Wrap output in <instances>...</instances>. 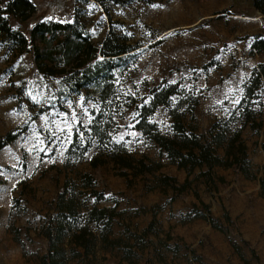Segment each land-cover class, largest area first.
<instances>
[{
    "label": "rangeland",
    "instance_id": "obj_1",
    "mask_svg": "<svg viewBox=\"0 0 264 264\" xmlns=\"http://www.w3.org/2000/svg\"><path fill=\"white\" fill-rule=\"evenodd\" d=\"M8 1L1 0V6ZM30 1L35 14L26 21L9 16L13 30L26 34L41 21L72 23L76 18L94 46L112 30L137 49L111 71V93L102 103L95 86L69 92L63 75L45 77L31 53H19L0 36V137L18 134L0 150V264H37L47 250L42 226L55 214L67 182L83 190L82 209L95 205L115 214L106 234L119 240L120 248L105 246L102 227L89 225L96 236L89 260L95 264H264V190L259 184L264 179V100L258 101L264 78L251 100L259 126L245 128L238 109L253 70L264 63V53L249 51L253 37L264 36V18L251 1ZM163 82L176 86L170 107L181 104L183 123L197 134H206L215 120L233 118L231 127L240 130L247 146V176L236 168L216 167L207 185L200 176L205 168L189 175L177 169L134 129L138 108ZM99 115L102 124H109L112 142L161 168L128 179L118 176L112 163L90 171L87 161L97 154L95 144L82 160L66 163L73 135L88 140L89 126ZM150 122L172 136L169 107L159 106ZM85 172L93 175L94 188L105 200L94 203L83 189ZM162 175L174 178L177 186L187 179L189 186L182 193L162 187ZM197 213L212 218L217 229Z\"/></svg>",
    "mask_w": 264,
    "mask_h": 264
},
{
    "label": "trees",
    "instance_id": "obj_2",
    "mask_svg": "<svg viewBox=\"0 0 264 264\" xmlns=\"http://www.w3.org/2000/svg\"><path fill=\"white\" fill-rule=\"evenodd\" d=\"M111 1L114 4L125 2ZM250 1L253 8L264 16V0ZM35 12L36 7L30 0H9L5 7L1 6L0 0V36L18 49L19 53H31L38 69L45 77L63 75L67 80L69 92L72 93H77L90 85L95 86L99 100L105 103L111 93V86L108 83L111 71L117 67L118 62L137 48H133L112 30L99 46H94L84 35L82 26L76 18L72 23L41 21L29 28L26 34L10 27L9 16L26 21ZM250 48V54L264 51V36L255 35ZM263 78L264 63L253 70L238 106L245 122H252L253 129L259 124L255 123L252 117L251 100L255 98ZM100 80L107 81L101 83ZM163 83L162 87L152 90L150 101L138 108L134 129L139 131L146 141L153 143L159 155H165L177 169H183L189 175L196 168L200 170L205 168V171L200 172V176L206 178L207 185L213 182L212 170L216 167L236 168L247 176V147L241 138L240 130H233L231 127L233 118L217 120L206 134H197L193 128H188L183 123V114L179 112L181 104L170 107L171 97L177 94L176 86ZM159 106L169 107L173 125L172 136L161 133L156 124L150 122L151 116ZM101 119L99 115L93 120L87 133L89 138L85 142L80 140L78 135H73L66 152V163L82 160L95 144L97 154L89 161L92 169L112 163L114 169L118 171L117 175L128 179L154 174L161 168L160 164H153L147 157L136 159L128 155L122 143L112 142L107 132L109 124H102ZM17 137L18 134L14 132H8L0 137V150L13 143ZM80 182L83 189L89 191L88 195L93 198L94 203L105 200L104 195L95 190L94 179L90 174H82ZM158 184L177 193L184 192L189 186L187 179L177 186L174 178L165 175L158 178ZM259 184L264 190V179H259ZM78 188L75 183L67 182L64 192L58 196L56 215L49 218L41 229V235L47 241V250L37 258V264H72L75 261L77 264H95L94 260H89L96 241L90 224L102 225L99 237L105 246L121 247L119 240L110 239L106 234L111 229L110 223L114 212L107 208H97L95 205L82 209L78 198L84 193ZM201 205L208 209L202 202ZM195 217L207 220L211 227L217 229L212 218H206L200 213Z\"/></svg>",
    "mask_w": 264,
    "mask_h": 264
},
{
    "label": "crops",
    "instance_id": "obj_3",
    "mask_svg": "<svg viewBox=\"0 0 264 264\" xmlns=\"http://www.w3.org/2000/svg\"><path fill=\"white\" fill-rule=\"evenodd\" d=\"M257 13L259 14V12L257 11ZM260 16V15H259ZM250 47H251V45H250ZM249 51H251V48L249 49ZM262 53H264V51H262L261 53H259V54H262ZM255 55H258V54H255ZM260 64H262V62L260 63ZM263 95V97L262 98H258V101H259V103L260 104H262V102L261 101H263L264 100V93L262 94ZM242 98H243V96H242ZM263 99V100H262ZM258 106H259V104H258ZM221 119H224V120H226V119H228V116H226V117H223V118H221ZM215 121H217V120H215ZM214 121V122H215ZM213 122V123H214ZM251 124H252V122L251 121H248V122H245V120H242V125L243 126H245V128H251ZM251 129H253V128H251ZM241 138H242V135H241ZM243 140V139H242ZM244 141V140H243ZM244 144H245V142H244ZM246 145V144H245ZM247 147V146H246ZM220 152L222 153V150H220ZM93 157V156H92ZM91 157V158H92ZM91 158L87 161L88 163V166H89V161L91 160ZM107 165V164H106ZM106 165H104V166H106ZM104 166H100V167H104ZM99 167H97L96 169H98ZM89 169H90V171H93V170H96V169H92L90 166H89ZM90 174L92 177H93V175L91 174V173H88V172H85V173H83V174ZM79 190V189H78ZM96 190V189H95ZM79 191H83L82 189H80ZM97 191V190H96ZM99 193H102V192H99ZM103 194V193H102ZM104 195V194H103ZM104 197H106L105 195H104ZM98 208V207H97ZM102 208H106V207H102ZM56 213H57V210H56V208H55V214L54 215H56ZM54 215L53 216H51V217H54ZM50 217V218H51ZM46 224V223H45ZM44 224V225H45ZM43 227V226H42ZM98 227H102V225L100 224V225H98ZM40 236L42 237V235H41V233H40ZM44 238V237H43ZM45 239V238H44ZM46 240V239H45ZM47 242V241H46ZM43 255V254H42ZM41 256V255H40Z\"/></svg>",
    "mask_w": 264,
    "mask_h": 264
},
{
    "label": "water",
    "instance_id": "obj_4",
    "mask_svg": "<svg viewBox=\"0 0 264 264\" xmlns=\"http://www.w3.org/2000/svg\"><path fill=\"white\" fill-rule=\"evenodd\" d=\"M259 15H260L261 17H263V18H264V16H263V15H261L260 13H259Z\"/></svg>",
    "mask_w": 264,
    "mask_h": 264
},
{
    "label": "bare ground",
    "instance_id": "obj_5",
    "mask_svg": "<svg viewBox=\"0 0 264 264\" xmlns=\"http://www.w3.org/2000/svg\"><path fill=\"white\" fill-rule=\"evenodd\" d=\"M168 16V15H167Z\"/></svg>",
    "mask_w": 264,
    "mask_h": 264
}]
</instances>
